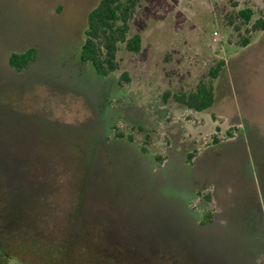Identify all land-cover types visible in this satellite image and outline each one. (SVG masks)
<instances>
[{"label": "rangeland", "instance_id": "374dc122", "mask_svg": "<svg viewBox=\"0 0 264 264\" xmlns=\"http://www.w3.org/2000/svg\"><path fill=\"white\" fill-rule=\"evenodd\" d=\"M97 2L0 0V264H264V30L234 17L264 0H140L107 77ZM218 60L211 107L162 100Z\"/></svg>", "mask_w": 264, "mask_h": 264}, {"label": "trees", "instance_id": "16d2710c", "mask_svg": "<svg viewBox=\"0 0 264 264\" xmlns=\"http://www.w3.org/2000/svg\"><path fill=\"white\" fill-rule=\"evenodd\" d=\"M140 0H98L87 14L84 36L79 50V60L89 63L96 75L107 77L119 69L118 51L122 47L131 53H138L142 46L141 36L138 33L129 34L130 21L133 18ZM253 11L242 8L236 11L234 17L240 24H249L251 30H264V14L252 23ZM232 23V22H231ZM237 29L238 26L234 25ZM248 31V29H246ZM249 43L247 37L240 40V46ZM36 51L33 47L23 52H13L9 55L10 65L17 71L22 70L34 59ZM225 66L224 60L216 61L207 70V78L199 80L194 89L170 93L165 91L162 100L169 97L186 109L200 112L214 102L213 80ZM121 78L128 81L127 74L121 73ZM118 137L122 135L117 134ZM216 141V139H213ZM191 154H188L190 158ZM159 160V158H158ZM208 199V196H206ZM212 219V211L204 210L200 221L207 223Z\"/></svg>", "mask_w": 264, "mask_h": 264}, {"label": "built area", "instance_id": "2783aa9c", "mask_svg": "<svg viewBox=\"0 0 264 264\" xmlns=\"http://www.w3.org/2000/svg\"><path fill=\"white\" fill-rule=\"evenodd\" d=\"M215 34V33H214Z\"/></svg>", "mask_w": 264, "mask_h": 264}]
</instances>
